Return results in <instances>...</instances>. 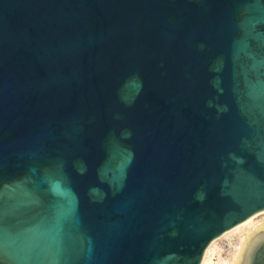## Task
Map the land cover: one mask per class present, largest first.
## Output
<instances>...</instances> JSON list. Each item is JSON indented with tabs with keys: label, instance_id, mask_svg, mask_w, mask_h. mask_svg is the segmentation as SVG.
Here are the masks:
<instances>
[{
	"label": "water",
	"instance_id": "1",
	"mask_svg": "<svg viewBox=\"0 0 264 264\" xmlns=\"http://www.w3.org/2000/svg\"><path fill=\"white\" fill-rule=\"evenodd\" d=\"M262 212L264 0H0V264H201Z\"/></svg>",
	"mask_w": 264,
	"mask_h": 264
},
{
	"label": "built area",
	"instance_id": "2",
	"mask_svg": "<svg viewBox=\"0 0 264 264\" xmlns=\"http://www.w3.org/2000/svg\"><path fill=\"white\" fill-rule=\"evenodd\" d=\"M253 226L246 230L242 229L239 232L216 239L212 248L207 253L206 259L210 260L211 264H230L233 262L238 255L245 237L254 230Z\"/></svg>",
	"mask_w": 264,
	"mask_h": 264
},
{
	"label": "bare ground",
	"instance_id": "3",
	"mask_svg": "<svg viewBox=\"0 0 264 264\" xmlns=\"http://www.w3.org/2000/svg\"><path fill=\"white\" fill-rule=\"evenodd\" d=\"M261 216H263V218H264V212H262V213H260V214H257V215H255V216H253L252 218L248 219V220L245 221L244 223H242V224L236 226L235 228H233L232 230L226 232V233L223 234L222 236H227V235H229V234H231V233L239 232V231H241L242 229H245V230H246L247 228H250V227H252L253 225H254L253 227H254V230H255V229H256L258 226H260L261 224H257V223L255 224L254 220H255L256 218H258V217H261ZM214 242H215V240L212 241V242L210 243V245L207 247V249L205 250V252H204V256H203V259H202L201 264H211V263H210V260H207V259H206V255H207V253L210 251V249L212 248V245L214 244ZM234 262H235V260H234L233 262H231L230 264H234Z\"/></svg>",
	"mask_w": 264,
	"mask_h": 264
},
{
	"label": "rangeland",
	"instance_id": "4",
	"mask_svg": "<svg viewBox=\"0 0 264 264\" xmlns=\"http://www.w3.org/2000/svg\"><path fill=\"white\" fill-rule=\"evenodd\" d=\"M254 222H255V223H261V224H263V223H264V218H263V216L256 218V219L254 220Z\"/></svg>",
	"mask_w": 264,
	"mask_h": 264
},
{
	"label": "flooded vegetation",
	"instance_id": "5",
	"mask_svg": "<svg viewBox=\"0 0 264 264\" xmlns=\"http://www.w3.org/2000/svg\"><path fill=\"white\" fill-rule=\"evenodd\" d=\"M255 231L253 230L251 233H249L247 236H251L253 233H254ZM259 232H261V231H259ZM258 232V233H259ZM256 234V233H255Z\"/></svg>",
	"mask_w": 264,
	"mask_h": 264
}]
</instances>
